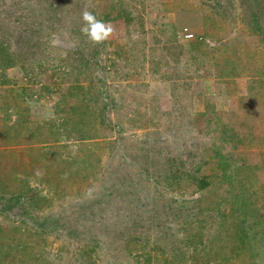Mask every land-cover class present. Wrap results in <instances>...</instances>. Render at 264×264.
<instances>
[{
    "label": "rangeland",
    "instance_id": "rangeland-1",
    "mask_svg": "<svg viewBox=\"0 0 264 264\" xmlns=\"http://www.w3.org/2000/svg\"><path fill=\"white\" fill-rule=\"evenodd\" d=\"M3 43L0 264H264V0H0Z\"/></svg>",
    "mask_w": 264,
    "mask_h": 264
},
{
    "label": "trees",
    "instance_id": "trees-1",
    "mask_svg": "<svg viewBox=\"0 0 264 264\" xmlns=\"http://www.w3.org/2000/svg\"><path fill=\"white\" fill-rule=\"evenodd\" d=\"M96 6V5H95ZM92 9V8H91ZM91 9H89V10H91ZM93 9H95V8H93ZM246 10V9H245ZM251 13V12H250ZM97 14V13H96ZM249 14V13H248ZM257 17H255V16H253V19L250 21V23H249V25L251 26V28L253 29V30H255L257 33H262V27H261V24H260V20H261V17H262V15L260 14V13H257ZM98 16H104L103 17V19L102 20H107V16H105V13H101V14H99ZM261 16V17H260ZM201 38H199L198 40H200ZM197 40V41H198ZM3 46V47H2ZM2 46L0 47V50L2 49V50H4V51H6V54H5V56H6V58H4V57H0V59H3L5 62H2V61H0V63H3L4 65H1L4 69L5 68H11L12 67V65H15V60H13L12 58V56L10 55V53H9V48H11L9 45L7 46L6 44H2ZM189 46V49L191 50V45L189 44L188 45ZM9 47V48H8ZM196 47V46H195ZM196 50V49H195ZM0 55H2V51H1V53H0ZM83 91V90H82ZM103 112H104V109H103ZM200 116H208V110L207 111H205L204 113H202ZM4 117H7L6 115H4ZM4 121H5V119H4ZM58 122V121H57ZM6 124L7 123H4V126L6 127ZM29 125L30 123H29V120H28V117L25 115L24 117H23V119H22V121L21 122H15V124L12 126V129H14L15 131H13V133H15V134H18V131H19V128L17 127V125L19 126V125ZM54 125V126H53ZM53 125H47V126H49V127H51V128H54V129H62L63 131H64V133H67V137L69 136V133H68V131H69V129H68V125H69V121H66L65 123H62V122H58V123H56V122H53ZM28 128V127H27ZM26 130V129H25ZM57 132L59 131V130H56ZM215 158H217V157H215ZM219 156H218V165H215V167H214V169H215V171H218L219 172V174H220V177H219V179L218 180H220V187H222L221 185L222 184H224L225 183V181L227 182L228 181V184H233V183H236L237 181H239L240 182V186H239V189H240V191H234V188H232V186L230 185L229 187V189H228V191L226 192V193H228L229 194V197H234V194L236 195V203H235V205H234V207L233 208H235V207H237V206H239V211H236L235 213H237V215H243V216H247V211H248V209L250 210V209H252V206H253V203H252V201L251 202H249V201H246L244 198L246 197L245 195H247L248 194V186L246 187V189H244L245 187H244V185L242 186V181H240V179H238V176L236 177V175L237 174H235V176H232V177H229L228 175H227V173H228V169H230L231 168V164H229V163H227L226 161L227 160H224V159H222V160H224L225 162H226V165L224 164L225 162L224 161H220L219 160ZM221 159V158H220ZM38 160H40V158L38 159ZM236 168H237V170H239L240 169V167H238V166H235ZM176 168H177V166H176ZM185 170V168H184V166L183 165H180V166H178V168H177V173H176V178H177V181L178 182H180L182 179L183 180H187V181H189V182H191L192 184H195V186H197V187H199V186H202V183H203V180H204V178L202 177V175H200L198 172H196V171H194L195 172V174L193 175V177H191V176H186V177H180L179 175L181 174V172H183ZM189 172V171H188ZM190 173H192V172H190ZM193 174V173H192ZM27 176V175H26ZM225 179V181H224V179ZM28 181V179H26L25 180V182L24 183H26ZM177 181H175L174 180V182H177ZM27 184V183H26ZM6 185V181L5 182H0V186H3V188H4V186ZM224 190V189H223ZM223 190L219 193L220 195H222V196H224V197H221L222 199H224L226 196H225V194H223L222 192H223ZM234 192V193H233ZM227 194V195H228ZM233 210V209H232ZM248 215H249V213H248ZM247 218V217H246ZM263 219H264V217H263V215H261V214H258L257 213V210L254 212V213H252V219H251V221H252V224H256V225H262V223H263ZM242 224L243 225V228H242V231H243V239L242 240H239L238 239V241H237V248L238 249H240L241 248V246L243 245V244H247L248 245V247H252L251 246V243H253V241L255 240V236L253 235V234H251L253 231H254V227L253 226H251V225H249V221L248 220H246V219H239V224ZM30 232H34L33 230L31 231L30 230ZM222 235L224 236L225 235V231H224V229H223V231H222ZM262 235V234H261ZM32 236V235H31ZM230 236V235H229ZM222 240V238H219V241H221ZM252 241V242H251ZM21 242V241H20ZM40 242V241H39ZM34 243H36V240H34ZM37 243H38V241H37ZM195 249V248H194ZM221 249H222V251H223V248L221 247ZM192 250H193V248H192ZM260 254V253H259ZM251 255H253V254H251ZM227 261H228V259H227Z\"/></svg>",
    "mask_w": 264,
    "mask_h": 264
},
{
    "label": "clouds",
    "instance_id": "clouds-1",
    "mask_svg": "<svg viewBox=\"0 0 264 264\" xmlns=\"http://www.w3.org/2000/svg\"><path fill=\"white\" fill-rule=\"evenodd\" d=\"M81 16L83 27L80 29V31L92 44H102L113 35L114 28L110 22L97 19L96 15L86 8L82 11Z\"/></svg>",
    "mask_w": 264,
    "mask_h": 264
},
{
    "label": "built area",
    "instance_id": "built-area-1",
    "mask_svg": "<svg viewBox=\"0 0 264 264\" xmlns=\"http://www.w3.org/2000/svg\"><path fill=\"white\" fill-rule=\"evenodd\" d=\"M184 31H186V30H184ZM191 36H192V34H186V35H185V37H186L187 39L191 38Z\"/></svg>",
    "mask_w": 264,
    "mask_h": 264
},
{
    "label": "bare ground",
    "instance_id": "bare-ground-1",
    "mask_svg": "<svg viewBox=\"0 0 264 264\" xmlns=\"http://www.w3.org/2000/svg\"><path fill=\"white\" fill-rule=\"evenodd\" d=\"M192 37V36H191Z\"/></svg>",
    "mask_w": 264,
    "mask_h": 264
}]
</instances>
